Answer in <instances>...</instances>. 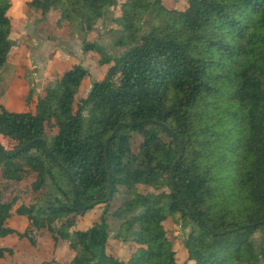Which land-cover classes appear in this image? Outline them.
<instances>
[{"label":"trees","instance_id":"trees-1","mask_svg":"<svg viewBox=\"0 0 264 264\" xmlns=\"http://www.w3.org/2000/svg\"><path fill=\"white\" fill-rule=\"evenodd\" d=\"M18 1L0 0V72L31 61ZM23 1L42 39L51 13L77 20L101 71L48 64L27 109L0 106V264H181L170 220L185 264H264V0ZM107 9L121 55L89 37Z\"/></svg>","mask_w":264,"mask_h":264},{"label":"rangeland","instance_id":"rangeland-1","mask_svg":"<svg viewBox=\"0 0 264 264\" xmlns=\"http://www.w3.org/2000/svg\"><path fill=\"white\" fill-rule=\"evenodd\" d=\"M162 4L168 9L183 10L186 5V0H162ZM60 17L61 13L59 11L53 12L49 19V23L46 26L48 35L50 34L52 37H54V39L50 38V40H45L40 37V35L37 33V28L39 26L38 20L34 17H32L27 22V25L22 28V31L24 33L22 36L13 34L16 41L22 40V48L29 47L31 54L35 56L33 58H35L34 62L37 64V69L33 71L27 69V71H25L23 67H21V65H15L14 62L10 63L19 68V70L17 71H19L20 77L19 79H16L15 81L13 80V82H11V88H9L10 92L8 94H2L1 98L3 100V104L1 106H4L5 108H8L12 111H22L24 110V108L27 109V106H22L19 102L20 100H18V98L21 95L19 92L17 94L16 91L18 89V85L20 87L24 85L22 84V82H25L27 84V87L29 86L30 89L35 92L36 96H39L40 93L38 89L41 88L42 79L44 78V65L45 62H48V55L54 56V58L52 59L53 62L51 63V67L56 71H63L65 68L68 69L72 66V62H77L79 60V64H82L86 69L90 71L92 82H95L99 77V73L101 70L98 67V61L102 59V57L95 54L96 58L94 59L93 54H89V56L87 54H84L82 51V41L80 37L81 30L79 27V22L76 20L71 28H69L68 23H63L65 26L58 27L57 21ZM153 17H155V14L147 13L145 15V26H149L150 23H157L152 20L154 19ZM120 18L121 15L119 14L118 10L107 9L103 17L97 21L92 30V33L89 36L91 40L95 39L99 45L105 48L108 54L113 56L121 55L123 52H125L123 48L115 47L113 45V42L119 41L121 37H125L123 28L120 23ZM144 31L145 27L143 28L142 33ZM12 42L14 43V41ZM60 53L68 57L64 59V57ZM76 53L77 55L74 56V54ZM40 59L42 61H40ZM62 59L68 60L70 63L66 65L64 64ZM20 62H22V60ZM10 64H8L4 68L1 75L5 71L10 70ZM20 81L21 84L19 83ZM91 85V82L85 84V93L90 91V89L92 88ZM139 192L144 195L153 193V191L148 188H140ZM167 228L169 229L171 236L176 237V249L178 251L179 260L181 264H185L187 255L183 247V242L184 233L187 234L188 230L182 229V233L180 225H176L171 220L167 223Z\"/></svg>","mask_w":264,"mask_h":264},{"label":"crops","instance_id":"crops-1","mask_svg":"<svg viewBox=\"0 0 264 264\" xmlns=\"http://www.w3.org/2000/svg\"><path fill=\"white\" fill-rule=\"evenodd\" d=\"M19 4H20V6H19ZM15 12L17 14H16L15 19L13 20L11 41H14V43L13 42L12 43L16 47H19V46H21L23 44V42H22V40L16 41V39H14V35L16 34V35L22 36L24 34L23 31H22V28L25 25H27V22L31 18H29V14H28V12H26V9L24 8V1L23 0H20V1H18L16 3V5H15ZM51 15H52V13H51ZM51 15H50V17H51ZM60 54L64 57V59H66L68 57L66 55H63L62 53H60ZM76 55H77V53L74 54V56H76ZM33 57H35V56L34 55L31 56L32 62L31 61H22L23 62L22 63V62H20L22 60V57L20 56V58L16 62H14V64L15 65H21V67H23V69L25 71H27V69H29L30 71H33V70L37 69V64L34 62V59L35 58H33ZM53 58H54V56L48 55V58H47L48 59L47 60L48 62H45V65H44V72H43L44 78H45V75L47 73V69H46L47 68V65L48 64L51 65V63L53 62L52 61ZM40 61H42V60L40 59ZM62 61L64 62V64L69 63L68 60H63L62 59ZM78 61L77 62H72V63H79L80 61L79 62ZM33 67H35V68H33ZM4 68H3V70H4ZM17 68L18 67H15L14 65L10 64V70L9 71H5L2 75H1V73L3 72V70L0 72V106L3 104L2 103L3 100L1 98L2 97V94L3 95H5L6 93L8 94L10 92L9 88H11V82H13V80L15 81L16 79H19V77H20V73H19V71H17V70H19V68L18 69ZM52 70H55V69L52 68ZM44 78L42 79L41 88L38 89L39 93H40V91H42V88L44 87ZM19 83L21 84V81ZM22 84H24L25 86L22 85L20 87L18 85V89L16 91H17V94L19 92L20 95H21L18 98V100H20L19 102L21 103L22 106L24 105L26 107L27 106V103H25L26 102V98H27V96H29V94H30V92H31L32 89H30L29 86L27 87V84L25 82H22ZM33 96L36 98V94L35 93H34ZM24 110H25V108H24ZM24 110H22V111H24ZM18 225H19V228H21V230H22L23 227H24V224L22 222H19ZM3 246H4V244H1L0 247H3ZM21 255H22V252H19L18 256H21ZM59 259H62V257L60 256Z\"/></svg>","mask_w":264,"mask_h":264},{"label":"water","instance_id":"water-1","mask_svg":"<svg viewBox=\"0 0 264 264\" xmlns=\"http://www.w3.org/2000/svg\"><path fill=\"white\" fill-rule=\"evenodd\" d=\"M138 124H141V123H138ZM120 127H121V124L120 125H118L117 126V128L115 129V131L113 132V134L111 135V137L108 139V143H107V146H109V144H110V142H111V140L113 139V137L117 134V132L119 131V129H120ZM108 158V157H107ZM178 164V161L174 164V166H173V168H172V173L174 172V169H175V167H176V165ZM108 168H109V170H110V163L108 162ZM112 178V174H111V172H110V179ZM173 186H174V189H177L176 188V186H175V182H174V180H173ZM109 201V200H108ZM188 209H190V207L188 206ZM87 210V208H82V207H80V211L81 212H84V211H86ZM214 233V232H213ZM215 235H217V233H214Z\"/></svg>","mask_w":264,"mask_h":264}]
</instances>
